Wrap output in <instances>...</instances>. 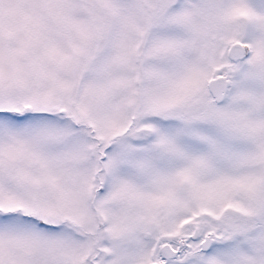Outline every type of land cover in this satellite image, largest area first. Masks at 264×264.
<instances>
[{
  "label": "snow or ice",
  "instance_id": "6c2138e0",
  "mask_svg": "<svg viewBox=\"0 0 264 264\" xmlns=\"http://www.w3.org/2000/svg\"><path fill=\"white\" fill-rule=\"evenodd\" d=\"M0 264H264V0H0Z\"/></svg>",
  "mask_w": 264,
  "mask_h": 264
}]
</instances>
